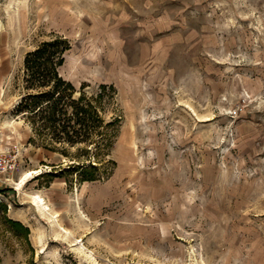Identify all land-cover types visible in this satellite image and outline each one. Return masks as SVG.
Returning a JSON list of instances; mask_svg holds the SVG:
<instances>
[{
	"label": "rangeland",
	"instance_id": "rangeland-1",
	"mask_svg": "<svg viewBox=\"0 0 264 264\" xmlns=\"http://www.w3.org/2000/svg\"><path fill=\"white\" fill-rule=\"evenodd\" d=\"M57 37L66 80L114 87L98 145L15 114L26 54ZM15 146L0 264H264V0H0V148Z\"/></svg>",
	"mask_w": 264,
	"mask_h": 264
},
{
	"label": "trees",
	"instance_id": "trees-1",
	"mask_svg": "<svg viewBox=\"0 0 264 264\" xmlns=\"http://www.w3.org/2000/svg\"><path fill=\"white\" fill-rule=\"evenodd\" d=\"M70 48L66 39L57 37L42 42L26 54L25 93L16 105L15 114L22 115L36 135L49 137L55 143L98 145L97 139L107 124L98 103L114 87L101 85L99 91L88 95L84 85L78 90L66 80L60 68ZM89 167L95 169L94 165ZM88 179L96 180V175L91 173Z\"/></svg>",
	"mask_w": 264,
	"mask_h": 264
},
{
	"label": "built area",
	"instance_id": "built-area-1",
	"mask_svg": "<svg viewBox=\"0 0 264 264\" xmlns=\"http://www.w3.org/2000/svg\"><path fill=\"white\" fill-rule=\"evenodd\" d=\"M19 152L20 148L17 146L9 151H4L0 148V175L12 173L18 169Z\"/></svg>",
	"mask_w": 264,
	"mask_h": 264
},
{
	"label": "bare ground",
	"instance_id": "bare-ground-1",
	"mask_svg": "<svg viewBox=\"0 0 264 264\" xmlns=\"http://www.w3.org/2000/svg\"><path fill=\"white\" fill-rule=\"evenodd\" d=\"M36 173H38V171H35ZM30 174L26 175L29 176ZM28 178H23L22 181L20 183H17V186L19 189H22L24 187V185L27 183ZM35 204L40 208V210L44 211L45 213H48L49 215H53V213L51 212L50 207L46 204L45 200L41 197V196H35L34 198ZM53 217L55 218L56 216L53 215ZM56 224L60 225L58 220H56ZM63 230H65L63 227H61Z\"/></svg>",
	"mask_w": 264,
	"mask_h": 264
}]
</instances>
